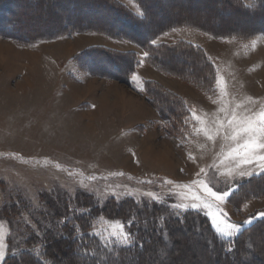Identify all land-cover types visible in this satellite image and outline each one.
<instances>
[{"label": "rangeland", "instance_id": "1", "mask_svg": "<svg viewBox=\"0 0 264 264\" xmlns=\"http://www.w3.org/2000/svg\"><path fill=\"white\" fill-rule=\"evenodd\" d=\"M120 1L140 12L133 0ZM177 40L201 46L217 66L215 97L147 65L144 50L128 41L86 33L21 46L0 38V244L5 257L8 238L19 236V240L21 232L31 234L29 230L40 236L52 229L58 232L52 211L80 192L93 195L100 205L111 197L166 202L172 209L173 204L210 201L214 205L210 211L221 226H239L231 237L219 234L230 240L264 218L257 216L264 212V199L240 210L229 203L243 179L263 172L259 164L264 162L246 163L236 141L222 136L208 140L198 131L226 113L243 116L264 108V35L252 40L217 39L198 30L178 29L156 43ZM95 45L140 54L143 64L132 79L133 87L79 70L74 56ZM144 79L183 96L203 122L195 126L188 141L169 138L153 126L160 116L139 91ZM205 185L231 194L221 203L208 196ZM11 203L22 209L14 230L1 215L3 206ZM70 204L74 210L76 204ZM217 208L225 215L217 213ZM198 211L211 220L208 209ZM249 219L251 224L246 223ZM117 222L129 233L123 221L103 215L94 220L91 232L105 245H125L110 236ZM12 244L16 248L17 243ZM204 257L189 256L177 264H201Z\"/></svg>", "mask_w": 264, "mask_h": 264}, {"label": "trees", "instance_id": "2", "mask_svg": "<svg viewBox=\"0 0 264 264\" xmlns=\"http://www.w3.org/2000/svg\"><path fill=\"white\" fill-rule=\"evenodd\" d=\"M133 1L139 13L120 0H0V38L21 46L86 33L128 41L148 52L147 65L215 97L219 71L204 48L187 40L152 41L178 29L198 30L217 39L252 40L264 35V0ZM145 9L150 22L138 19ZM73 61L83 73L128 87H133L132 77L143 62L137 51L101 45L82 50ZM142 88L160 116L154 127L183 142L193 137L195 121L181 95L150 79L142 81ZM45 198L41 195L50 204ZM254 199H264V171L243 179L229 203L240 210ZM63 201V207L52 211L59 231L40 236L29 230L31 234L21 232L19 240V236L8 238L3 264H177L195 255L205 256L201 264H264V218L230 240L221 237L202 212H176L166 202L111 197L100 205L84 192ZM70 203L76 204L74 210ZM20 206L11 203L1 210L13 230ZM100 215L123 221L132 243L105 245L91 232ZM191 241L193 246L188 245Z\"/></svg>", "mask_w": 264, "mask_h": 264}, {"label": "snow or ice", "instance_id": "3", "mask_svg": "<svg viewBox=\"0 0 264 264\" xmlns=\"http://www.w3.org/2000/svg\"><path fill=\"white\" fill-rule=\"evenodd\" d=\"M141 21L150 22V16L148 15L146 9L142 18H138ZM153 44L156 43L155 40L152 41ZM144 56H148V52H144ZM133 80L136 79L134 75ZM139 91L143 92L144 89L141 88ZM94 107V106H93ZM221 112H225L224 108L220 109ZM195 125H202L203 122L196 117L195 113H191ZM198 131L203 132L208 140H214L217 136H222L224 139H230L236 141L242 152L238 154L242 155L244 162L254 163V162H264V108L258 111H250L247 115L238 116L235 112L226 113L221 119L217 117L210 126L199 127ZM189 159H192L190 156ZM259 167L261 171H264V163H260ZM203 171V169H201ZM245 173H241V176ZM205 190L208 196L212 197L214 200L221 203L226 202L227 197L230 196V192L225 190L223 192L213 191L211 187L205 185ZM151 195V193H148ZM155 199V197H153ZM174 209H183L185 211L191 209L198 211L201 207L208 209L207 215L210 216L212 225L215 227L216 232L224 237H231L234 233L239 232V226L233 223H227L221 226V223L217 219V215L210 210L214 205L210 201H201L200 204L193 203L191 205L186 204H173ZM217 213L221 216L225 215L219 208L216 209ZM259 217H264V212L257 214ZM246 223L251 224L252 219L246 221ZM119 229V231H116ZM230 229V230H229ZM110 236L115 237L117 242L128 245L132 243L130 238V233L124 231V225L117 222L110 233ZM5 260V250L2 244H0V264H3Z\"/></svg>", "mask_w": 264, "mask_h": 264}, {"label": "crops", "instance_id": "4", "mask_svg": "<svg viewBox=\"0 0 264 264\" xmlns=\"http://www.w3.org/2000/svg\"><path fill=\"white\" fill-rule=\"evenodd\" d=\"M142 64H143V62H142ZM140 67H142V66H140ZM140 67H139V68H140ZM136 73H137V72H136ZM135 75H136V74H135ZM133 81H134V80H133ZM200 92H201V91H200ZM182 97H183V96H182ZM183 98H184V97H183ZM190 110H191V109H190ZM254 200H260V199H254ZM251 201H253V200H251ZM251 201H249V202H251ZM249 202H248V203H249ZM248 203H247V204H248Z\"/></svg>", "mask_w": 264, "mask_h": 264}]
</instances>
